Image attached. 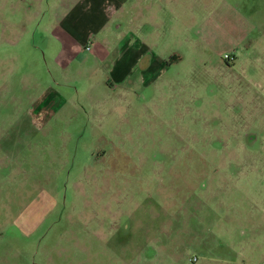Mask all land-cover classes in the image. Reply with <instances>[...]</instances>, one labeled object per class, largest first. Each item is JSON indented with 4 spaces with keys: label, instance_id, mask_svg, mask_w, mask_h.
<instances>
[{
    "label": "rangeland",
    "instance_id": "rangeland-1",
    "mask_svg": "<svg viewBox=\"0 0 264 264\" xmlns=\"http://www.w3.org/2000/svg\"><path fill=\"white\" fill-rule=\"evenodd\" d=\"M56 3L0 0V264H264V0H188L112 94L55 68Z\"/></svg>",
    "mask_w": 264,
    "mask_h": 264
},
{
    "label": "crops",
    "instance_id": "crops-1",
    "mask_svg": "<svg viewBox=\"0 0 264 264\" xmlns=\"http://www.w3.org/2000/svg\"><path fill=\"white\" fill-rule=\"evenodd\" d=\"M187 3L188 0H57L49 28L51 40L62 46L63 56L55 58V68L62 72L68 86L80 83L78 68L87 72L83 75L85 84L93 74L102 75L98 86L104 88L105 94L122 89L133 93L140 85L149 87L182 62L176 54H158L161 50L150 39L170 31L168 19L175 18L177 22ZM155 17L160 21L156 22ZM70 67L71 76L65 75ZM75 93L66 96L60 91L44 90L39 101L60 112L70 102L75 108Z\"/></svg>",
    "mask_w": 264,
    "mask_h": 264
},
{
    "label": "flooded vegetation",
    "instance_id": "flooded-vegetation-1",
    "mask_svg": "<svg viewBox=\"0 0 264 264\" xmlns=\"http://www.w3.org/2000/svg\"><path fill=\"white\" fill-rule=\"evenodd\" d=\"M225 60H226V62L228 64V66L229 65L236 64V62H237V60H235V57L234 56H229V55L225 58ZM252 136H254V135H252ZM247 137H248V135L245 138H247ZM254 139H255V137H254ZM245 141H246V143L249 142L248 140H245ZM252 144H253V142H252ZM197 261H198V258L196 257L195 258V262H197Z\"/></svg>",
    "mask_w": 264,
    "mask_h": 264
},
{
    "label": "built area",
    "instance_id": "built-area-1",
    "mask_svg": "<svg viewBox=\"0 0 264 264\" xmlns=\"http://www.w3.org/2000/svg\"><path fill=\"white\" fill-rule=\"evenodd\" d=\"M86 50L87 51H90L91 50V47L90 46H87Z\"/></svg>",
    "mask_w": 264,
    "mask_h": 264
}]
</instances>
